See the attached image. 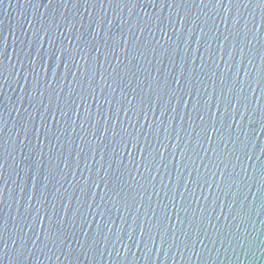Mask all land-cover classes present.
<instances>
[{
  "label": "water",
  "instance_id": "water-1",
  "mask_svg": "<svg viewBox=\"0 0 264 264\" xmlns=\"http://www.w3.org/2000/svg\"><path fill=\"white\" fill-rule=\"evenodd\" d=\"M225 8L0 2V264H264V4Z\"/></svg>",
  "mask_w": 264,
  "mask_h": 264
},
{
  "label": "snow or ice",
  "instance_id": "snow-or-ice-1",
  "mask_svg": "<svg viewBox=\"0 0 264 264\" xmlns=\"http://www.w3.org/2000/svg\"><path fill=\"white\" fill-rule=\"evenodd\" d=\"M0 2H2V0H0ZM50 2H51V0H50ZM85 2H87V0H85ZM209 2L211 3V2H213V0H209ZM235 2H240V0H214L215 5H217V6L221 7V8H225V4L226 3L227 4H233ZM259 2L262 3V4H264V0H259ZM201 3H204V0H201ZM249 3H251V0H249ZM227 10L228 9L225 8V11H227ZM201 31L203 32V28H201ZM225 39H227V37H225ZM0 46H2V42H0ZM0 55H2V53H0ZM176 83L179 84V80H177ZM125 98L127 99V97H125ZM128 103L131 105V101L130 100L128 101ZM129 110H133V109L130 108ZM199 118L201 120L204 119L203 116H200ZM261 130L264 131V123H262V125H261ZM253 131H255V129H253ZM128 135H129V137H132V138H134V136H135L134 133H128ZM131 143H132V140L129 139L128 143H126L124 145L125 149H128L129 144H131ZM138 144H139V141L137 140L136 145H133V146L135 147ZM129 154H131V153L129 152ZM0 159H2V156H0ZM0 168H3V164L2 163H0ZM147 170L150 171V169H147ZM0 178H2V177H0ZM0 196H2V191H0ZM2 228H3V220H2V218H0V230H2ZM143 234H144L143 231H141V235L142 236H143ZM149 238H151V237H149ZM129 239L131 240L132 239V236H129ZM161 239H162V241L164 243L167 242V241L163 240V237H161ZM117 240H119V237H117ZM5 247H6V245H5ZM21 255H23V251H21Z\"/></svg>",
  "mask_w": 264,
  "mask_h": 264
}]
</instances>
